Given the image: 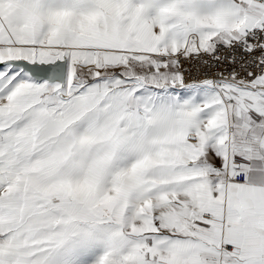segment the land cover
I'll return each instance as SVG.
<instances>
[{
  "label": "snow or ice",
  "instance_id": "6c2138e0",
  "mask_svg": "<svg viewBox=\"0 0 264 264\" xmlns=\"http://www.w3.org/2000/svg\"><path fill=\"white\" fill-rule=\"evenodd\" d=\"M0 264H264V0H0Z\"/></svg>",
  "mask_w": 264,
  "mask_h": 264
}]
</instances>
